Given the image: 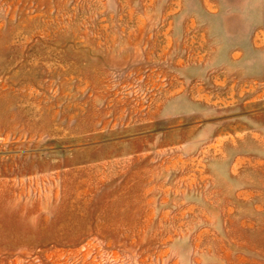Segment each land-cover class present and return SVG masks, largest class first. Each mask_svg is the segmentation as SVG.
I'll use <instances>...</instances> for the list:
<instances>
[{"label": "rangeland", "instance_id": "obj_1", "mask_svg": "<svg viewBox=\"0 0 264 264\" xmlns=\"http://www.w3.org/2000/svg\"><path fill=\"white\" fill-rule=\"evenodd\" d=\"M0 264H264V0H0Z\"/></svg>", "mask_w": 264, "mask_h": 264}]
</instances>
